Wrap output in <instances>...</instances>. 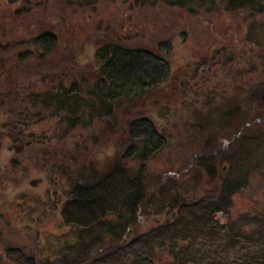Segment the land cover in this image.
Returning a JSON list of instances; mask_svg holds the SVG:
<instances>
[{"label":"trees","instance_id":"obj_1","mask_svg":"<svg viewBox=\"0 0 264 264\" xmlns=\"http://www.w3.org/2000/svg\"><path fill=\"white\" fill-rule=\"evenodd\" d=\"M4 1L9 5L21 2ZM66 1L82 5L88 1L95 3L96 0ZM158 3L179 7L191 13L201 10L208 12L212 5L218 3L226 12L243 14V18L250 23L244 39L248 44L258 46L260 53H263L258 56V60L262 65L260 74L264 76V46L256 43L250 32L257 24H264V0H120L126 9L130 7L132 10L138 6L150 7ZM123 11L122 8L116 16L122 18L124 13L120 12ZM127 30L118 28L114 35L111 32V37L107 33L100 35L92 54L98 65L94 80H89L82 73H72L68 77L62 75L68 68L60 66V70H57L59 62L46 67V70H52L47 75L46 71L41 74V71L25 66L27 59L38 61L52 56L57 48V36L51 29H42L16 43L19 47L14 55L0 56V151L9 152V155L21 154L22 143L44 146L46 142L41 139L46 134L38 136L35 127L31 125L33 121L41 122L45 117L42 111L46 110L49 112L47 114L57 118L52 136H64L77 130L71 136L74 138L71 146L79 152L87 153L90 150L88 139L95 141L96 138L78 132L93 128V120H108L114 112V106L120 102L145 100L152 91L165 83L170 72L169 55L175 43L173 37L155 39L151 35L153 39L141 36L143 39L134 40V33H127ZM155 32L158 36L169 35L166 30ZM3 47L0 51H7ZM209 53L205 58L194 60L195 70L208 64L209 59L226 65L236 56L226 46L213 48ZM20 72L23 76L18 77ZM35 72H40V77H35ZM10 73L15 76V81L19 79V83L11 84ZM23 77L25 81L20 82ZM172 92L179 94L182 88H172ZM256 97L264 100V82L250 90V98L256 100ZM214 98V93L209 94L203 102L206 106L193 107L194 121L190 122L192 128H195L194 134L198 133L197 137H201L202 143L207 145L202 146V150H196L193 160V164L202 168V173L196 174L197 171L189 179L177 178L176 182L169 179L170 182L161 183L156 191L147 184L146 173L150 159L167 143L166 135L155 120L160 119L158 111L161 116L167 113L168 98L162 100L159 107L158 101L155 103L156 100H152L155 114L146 108L130 117L121 135L118 130L122 126L117 124L118 130H114L113 135L120 136L113 145L115 149L102 157L100 153L103 151L97 150L95 156L87 157L86 161L74 168L63 164V149L56 150L52 155L54 162L48 169L61 174L66 181V198L60 216L72 236L61 245L51 263H46L264 264V209L254 214L247 212L230 216L233 195L246 185L248 172L253 171L259 163L252 164L251 142L244 137L237 139L239 151L236 153L228 154L225 151L228 146L222 142L210 145L209 136L203 134L208 130L203 115L206 107L211 109L222 106L211 104ZM249 102L254 104L251 100ZM224 105L225 108L232 105L237 107L226 112L225 115L230 116L221 121L232 119L235 125L240 124V121L245 125L247 117L255 120L259 115L258 109L251 111L250 104L241 110V103L236 97L231 103L224 102ZM238 108L240 111H237ZM238 116L240 121L235 120ZM216 124H220V121L213 123V126ZM258 137L264 140V132L258 134ZM39 153L30 160L38 157ZM217 154H221L220 160L225 162V169L221 173V161L215 159ZM9 159L11 165L17 163V158ZM203 178L205 182H202ZM11 186L15 187L12 183ZM151 209L160 220L147 231L134 233L130 237L128 231H134L140 218L147 216ZM127 238L128 246H125L123 242ZM20 249L7 246L3 250L4 257L11 264H31L29 254H24ZM125 251L131 257L130 260L123 258Z\"/></svg>","mask_w":264,"mask_h":264},{"label":"rangeland","instance_id":"obj_2","mask_svg":"<svg viewBox=\"0 0 264 264\" xmlns=\"http://www.w3.org/2000/svg\"><path fill=\"white\" fill-rule=\"evenodd\" d=\"M74 2L21 0L18 4L9 5L0 0V48L4 46L3 48L7 50L0 51V56L14 55L19 47L16 43L42 29H51L57 36V48L52 56L40 58L38 61L27 59L25 66L31 70L41 71V74L46 71L47 75L52 70H46V67L59 62L57 70H60V66L68 68L66 71L61 70L62 75L68 77L72 73L77 75L82 73L86 74L89 80H94L98 65L92 54L100 35L107 33L111 37V32L114 35L118 28H127V33H134V40L143 39V36L151 38V35L152 37L154 35L155 39L173 37L175 43L169 55L170 72L166 82L158 86L148 97L145 95V100L132 102L124 100L114 106L109 121L106 118L93 120V128L78 132L96 138L93 141L87 136L90 147L87 153L79 152L71 146L74 140L71 136L77 130L64 136H52L53 126H57L55 124L57 118L47 114L49 112L46 110L42 111V114H45L42 121H33L31 125L35 127L38 136L46 134V137L41 139L46 142L44 146L22 143L21 154L9 155V152L0 151V264H11L3 253L7 246H17L24 254L38 253L41 259L44 258L51 263L46 257L54 259L61 245L72 236L60 216V209L66 198V181L61 174L48 169L54 162L53 153L63 149L64 159H61L63 164L74 168L81 165L82 161L95 156L97 150L103 151L100 157L110 153L115 149L113 145L123 133L130 117L146 108L151 109L153 113L156 112L152 100H156L155 103L158 101L157 107L164 99L168 98L170 101L167 102L169 105L165 110L167 113L161 116L158 111L160 119H154L166 135L167 143L148 162L146 179L151 189L156 191L161 183L170 182L169 179L176 182L177 178L189 179L197 171L196 174L202 173V168L193 164V160L196 157V150H202V146L207 145L205 142L202 143L201 137H197L198 133L194 134L195 128H192L190 122L194 121L193 107L206 106L203 102L207 100L209 94L214 93L215 98L210 101L211 104L222 106L211 109L206 107L203 115L208 129L203 134L209 136L210 145L222 142L223 145L227 144L225 151L228 154L236 153L239 151L238 145L236 146L237 139L244 137L251 142L252 164L259 163L253 171L248 172L246 185L233 195L229 215L261 212L264 209V140H259L258 134L264 132V100L260 97H256V100L250 98V90L264 82V76L260 74L262 65L258 60V56H262L263 53H260L258 46L250 45L244 39L245 32L249 31L248 19L245 20L241 13L224 11L218 3L212 5L208 12L201 10L191 13L179 7L159 3L150 7L138 6L132 10L120 4V0H96L95 3L88 1L82 5ZM122 8L124 11L120 13L124 15L120 18L116 13ZM145 13L147 15L143 20ZM155 28L166 30L169 35L158 36ZM182 32H185V35H182ZM250 32L255 42L264 46V24H257ZM177 41L180 43L177 44ZM13 44L16 46H10ZM218 46H226L235 53L234 59L226 65L217 64L216 61L209 59L208 64L195 70L194 60L205 58ZM69 71L71 73H68ZM34 74H38L34 75L35 77H40V72ZM10 75L12 85L14 82L19 83V79L15 81V76L12 73ZM21 76L22 72L18 74V77ZM23 81L24 77L20 82ZM181 81L184 83L183 86L180 84ZM178 86L182 88L184 95L182 92L179 94L172 92V88L176 90L179 89ZM234 97L241 103V110L250 104L251 111L258 109L257 113L260 116L258 115L255 120H249L247 117L245 125L241 124L240 116L235 119L240 121L238 125L237 123L235 125L232 119L221 121L230 116H226V112L237 107L232 105L225 108L224 105V102L231 103ZM250 100L254 104L250 103ZM36 119L38 118H32ZM217 121H220V124L214 127L213 123ZM117 124L119 127L122 126L120 130L117 129ZM114 130H118L120 135L115 137ZM60 132L59 130L58 133ZM255 136L258 139L254 138ZM37 152H40L39 156L30 160ZM11 157L17 158L14 166L9 163ZM221 157V154H217L216 161H221ZM224 164L225 162L221 161L220 173L225 169ZM202 182H205L204 178ZM11 183L15 187H10ZM159 220L151 209L147 216L140 218L134 231H128L129 236L147 231ZM221 221L224 222V219L221 218ZM128 239L123 242L125 246H128ZM123 258L131 259L127 251L124 252Z\"/></svg>","mask_w":264,"mask_h":264},{"label":"flooded vegetation","instance_id":"obj_3","mask_svg":"<svg viewBox=\"0 0 264 264\" xmlns=\"http://www.w3.org/2000/svg\"><path fill=\"white\" fill-rule=\"evenodd\" d=\"M222 174H223V172H222ZM29 256L31 257L30 258L31 264H47L46 263L47 261H45L44 258L41 259L38 253L29 254ZM46 258L49 259V260H52V258H50L48 256ZM12 263L16 264L15 262H12Z\"/></svg>","mask_w":264,"mask_h":264},{"label":"water","instance_id":"obj_4","mask_svg":"<svg viewBox=\"0 0 264 264\" xmlns=\"http://www.w3.org/2000/svg\"><path fill=\"white\" fill-rule=\"evenodd\" d=\"M215 152V151H214Z\"/></svg>","mask_w":264,"mask_h":264}]
</instances>
